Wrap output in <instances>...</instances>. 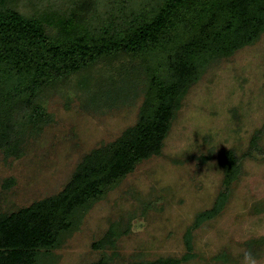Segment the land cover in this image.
<instances>
[{
    "label": "rangeland",
    "instance_id": "obj_1",
    "mask_svg": "<svg viewBox=\"0 0 264 264\" xmlns=\"http://www.w3.org/2000/svg\"><path fill=\"white\" fill-rule=\"evenodd\" d=\"M24 1L30 14L38 15L89 0ZM104 68H94L89 80L85 72L71 77L63 91L47 97L52 119L26 138L19 156L0 153L1 212H17L55 195L84 155L137 122L142 99L126 104L119 97L98 107L86 96ZM98 89L110 92L112 86ZM230 150L239 159L232 183L219 165ZM111 226L120 231L115 246L95 248ZM263 239L264 34L214 63L189 88L162 154L139 164L81 213L50 264H92L104 255L111 264L161 257L180 264H240L250 243ZM256 250L264 264V243Z\"/></svg>",
    "mask_w": 264,
    "mask_h": 264
},
{
    "label": "trees",
    "instance_id": "obj_2",
    "mask_svg": "<svg viewBox=\"0 0 264 264\" xmlns=\"http://www.w3.org/2000/svg\"><path fill=\"white\" fill-rule=\"evenodd\" d=\"M24 2L0 0V153L19 156L26 138L52 119L47 97L63 91L71 77L85 72L89 80L99 65L104 71L86 95L94 106H110L119 97L126 104L142 99L137 122L84 155L58 193L17 212L0 210V264H50L81 213L139 164L162 154L189 88L214 63L260 40L264 0H89L38 15ZM110 83V92L98 89ZM219 165L232 183L237 155L227 151ZM218 210L219 204L210 213ZM119 237L117 226H111L94 247H114ZM263 243L249 246L257 254ZM111 259L104 255L92 264H111Z\"/></svg>",
    "mask_w": 264,
    "mask_h": 264
},
{
    "label": "clouds",
    "instance_id": "obj_3",
    "mask_svg": "<svg viewBox=\"0 0 264 264\" xmlns=\"http://www.w3.org/2000/svg\"><path fill=\"white\" fill-rule=\"evenodd\" d=\"M240 264H260V261L252 250H244Z\"/></svg>",
    "mask_w": 264,
    "mask_h": 264
}]
</instances>
